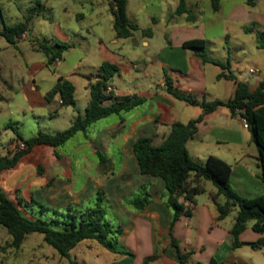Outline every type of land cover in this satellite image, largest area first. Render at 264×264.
Returning <instances> with one entry per match:
<instances>
[{"label":"crops","instance_id":"0c3cea01","mask_svg":"<svg viewBox=\"0 0 264 264\" xmlns=\"http://www.w3.org/2000/svg\"><path fill=\"white\" fill-rule=\"evenodd\" d=\"M178 5L179 0H160L158 5H155L154 0H127L128 19L136 25V15L146 12L148 8H159L161 19L165 17V43L151 52L145 50L144 55L128 56L121 51L124 43H119L120 39L116 35L112 41V44L118 45L115 52H110L101 44L107 55L102 62L108 61L118 67L108 86L110 98L104 105L123 97L141 99L142 104L92 124L68 151H59L60 147L36 145L13 168L0 173L5 187L0 188L4 193L15 202L18 199L26 201L29 206L41 204L59 210L68 204L84 206L92 201L97 191H102L113 208V220L122 228L118 247L128 253H113L116 260L111 264H144L146 259H149L147 264H180L177 249L171 245V212L164 203V181L159 177L140 174L133 153V144L139 138H150L153 145H160L174 122L186 124L201 116L195 135L187 142L190 157L199 163H204L208 156L223 160L230 166V185L239 196H264L257 148L242 118L232 115L230 109L224 106L206 114L202 113L200 107L203 102L231 99L238 82H248L253 91L258 81L264 78L253 76L264 69V64L257 62L254 63L255 68L251 67L247 71L244 66V74L237 75L233 68L238 69L240 61L238 57L231 56L234 50L242 57L258 60L262 57L264 49L257 48L254 34L246 33L245 29L253 26L264 31V0H253L252 5H248L245 0H220L217 11L212 9L210 0H185L187 12L181 15L176 14ZM158 21L161 22L153 18L151 29ZM111 22L113 26V16ZM216 23L221 24L219 37L213 33ZM232 32L250 38L248 43L253 42V49H249L244 38L233 43ZM152 35H143L144 47L150 46ZM60 38L68 39L65 36ZM133 38L126 40H131V47L135 49L137 43ZM189 40H202L208 56L213 60H229V71L235 78H218L222 71L225 74L229 71L213 63L202 62L193 50L183 47V43ZM214 49L218 51L217 54H214ZM62 60L56 64L61 65ZM76 69L77 64L68 73H56L55 82L52 81L47 90H42L34 79L38 68L33 65L29 71L31 80L20 88V94L26 102V108L21 109L36 113V118L41 112L50 117L57 115L58 110L65 107L59 103L60 97L57 95L47 102L44 95L59 77L73 85L74 97L78 91V78H86L82 87L87 90L89 101L88 86L96 80L89 78V75L98 69L92 72H78ZM251 69L254 73L250 72ZM167 78L172 90L189 95L196 104H189L170 94ZM75 118L71 115L69 126ZM19 143L16 138H10L1 144L0 156L13 154ZM25 169H28V173L21 177ZM200 184L203 192L195 197L192 216L179 219L172 228V235L180 248L193 253L188 264H209L211 261L264 264V248L251 247V243L264 238V233L254 232L252 222H249L239 235L241 244L234 247L231 229L237 208L225 218L218 219V208L212 199L217 192L216 187L209 181H201ZM146 193L149 195L148 204L143 210L136 211L129 201ZM216 201L222 204L224 199L220 196ZM84 246L89 247L88 244ZM91 250L87 254L94 255V245Z\"/></svg>","mask_w":264,"mask_h":264},{"label":"trees","instance_id":"16d2710c","mask_svg":"<svg viewBox=\"0 0 264 264\" xmlns=\"http://www.w3.org/2000/svg\"><path fill=\"white\" fill-rule=\"evenodd\" d=\"M212 9H219L220 0H210ZM248 5L253 0H245ZM109 10L113 16V29L119 39H126L133 36L134 31L139 27L130 22L127 16V0H109ZM43 4L40 0L35 1V6L30 9L27 18L13 25H4L0 30V38H4L10 45L16 44L28 31L31 20L39 16ZM185 0H179L176 14L186 13ZM246 33L254 34L256 45L264 49V31L255 27H247ZM144 36H151L150 28L142 29ZM37 51L42 52L46 57V64L52 65L63 59L64 54L71 48V45L63 43L48 44L34 42ZM183 47L194 51L204 63H213L222 70H230L229 60L223 62L213 60L206 52L202 40H189L183 43ZM118 71V67L108 61H103L95 73L89 78H96L88 86L90 99L83 115H78L70 126L60 132L46 133L38 132L30 138L23 139L13 127V122H8L6 128H12L17 135L16 140L26 145V149L15 151L10 156H0V173L3 170L13 168L18 161L29 153L36 145H49L53 148L63 146L70 138L79 132L86 133L88 128L97 121L113 114L127 112L142 104L141 99L123 97L115 99L109 105L104 102L110 98L106 90L109 83ZM227 76L235 78L229 71H223L218 78ZM168 92L173 96L184 100L189 104H196L189 95L178 93L171 89V83L167 78ZM59 96L61 105L75 107L74 87L66 79L59 77L54 86L48 90L44 98L51 102L55 96ZM227 107L232 115H239L246 119L247 127L252 133L253 142L257 148V161L260 169V180L264 186V78L258 81L256 88L252 91L248 82H238L234 96L227 101H212L200 103L202 113H209L218 107ZM201 116L186 124L174 122L170 125V131L163 142L156 146L150 138H139L133 144V153L137 160L140 174L159 177L164 181L166 196L164 203L171 212V245L177 249L179 263L188 264L191 251H183L178 241L172 235V228L176 221L181 218L192 216V206L195 204V197L203 192L201 181L211 182L217 189L212 197L218 208V219L225 218L232 210L237 208V214L231 234L234 237V247L241 242L239 235L245 230L247 224L252 222V230L256 233H264V196L243 198L239 196L230 185V166L223 160L208 156L204 163L194 161L187 150V142L193 138L197 131V124ZM223 197L222 204L216 201L217 197ZM95 198L84 206L68 204L64 209H53L37 204L38 211L46 216L42 218H28L24 216L20 207L23 201L11 200L0 188V226L6 229L11 237L10 248L18 249L26 237L32 233L43 235V241L56 251V253L69 261V264H79L70 260V252L81 242L93 241L106 250L126 255L118 247L119 237L122 228L113 219L106 218V211L102 207L105 199L102 191H97ZM95 200V201H94ZM149 202V195L141 194L129 201V204L136 210L141 211ZM27 205V204H26ZM253 249L264 248V238L251 243ZM146 259L144 264H147ZM209 264H223L211 261Z\"/></svg>","mask_w":264,"mask_h":264},{"label":"rangeland","instance_id":"374dc122","mask_svg":"<svg viewBox=\"0 0 264 264\" xmlns=\"http://www.w3.org/2000/svg\"><path fill=\"white\" fill-rule=\"evenodd\" d=\"M35 1L0 0V30L3 29L4 25H13L24 21L30 9L35 6ZM40 1L43 8L39 16L31 20L28 31L16 44L10 45L4 38H0V145L5 144L10 138L17 137L12 128H5V124L9 120L13 122V127L20 136L27 139L40 131L50 133L63 131L69 127L71 115H83L85 112L88 104V92L82 87V83L87 79L81 77L78 78L79 81L76 85L78 91L75 94V107H62L58 110L57 115L55 114L53 117L41 112L39 117L36 118V113L24 112L22 109L26 108V102L20 94V88L23 83L31 80L29 71L33 65L38 68V72L34 76L35 81L42 90H47L52 81L55 82L56 73H68L76 64V71L78 72L86 70L92 72L95 68L98 69L103 57L107 56L101 44L110 52H115L118 46L112 44L115 32L106 0L103 2L93 0ZM154 3L158 5L160 0H154ZM99 13L102 14L98 15ZM77 15H81V17L78 18ZM153 18L161 20V22L158 21L151 29ZM135 19L140 26L137 25L139 30L133 33V40L137 43V47L133 49L131 47L132 41L129 39H120L118 40L119 43H124L123 46L120 45L122 52L128 56L144 55L145 50L151 52L165 43L163 33L165 17L161 19L159 8H148L146 12L137 14ZM214 25L216 26L213 27L214 36L219 37L221 35V24L216 23ZM146 28H150L153 32L148 48L142 45V41L145 39L142 29ZM61 36L68 39L63 40L60 38ZM243 38L247 43L250 41V38H246L242 33H231L233 43L240 42ZM44 41L48 44L63 43L71 45V49L64 54L61 65L58 66L56 63L47 65L45 55L35 49L34 42ZM221 42L224 41L221 40ZM248 47L253 49V42H249ZM214 52V54H217L218 51L215 50ZM231 53L232 57H238L240 61V64H237L238 69L233 68L237 75L244 74V66L248 71L251 67L255 68V62L260 65L264 64V50L259 60L249 56L242 57L239 52L234 50ZM233 64H236V62ZM253 76L259 79L262 78L264 69ZM78 137H83V133L80 132L73 136L64 146L59 148V151L70 150ZM27 173L28 169H25L21 177L26 176ZM0 187L5 188L2 179H0ZM94 198L96 199V197ZM102 207L106 211V218L113 219V208L106 199L103 200ZM20 211L28 218H46L45 214L42 215L37 207L26 205V201H23ZM10 241L11 237L6 229L0 226V264H69L66 258L60 257L54 249L43 241V235L40 233L29 234L18 249L10 248L8 246ZM86 244L89 247H85ZM93 245L94 255L87 254L88 251H92ZM96 245L95 242L89 241L80 243L70 252V260L79 264H111L116 260L113 253Z\"/></svg>","mask_w":264,"mask_h":264},{"label":"built area","instance_id":"2783aa9c","mask_svg":"<svg viewBox=\"0 0 264 264\" xmlns=\"http://www.w3.org/2000/svg\"><path fill=\"white\" fill-rule=\"evenodd\" d=\"M250 72H251V73H254V70L251 69ZM106 93H109V89H108V88H107V90H106ZM59 103L61 104V100L59 101ZM242 122H243V124H244L245 126H247V121H246V119L242 118ZM25 149H26V145H25L24 143L20 142V143L18 144V147H17L16 151H22V150H25Z\"/></svg>","mask_w":264,"mask_h":264}]
</instances>
